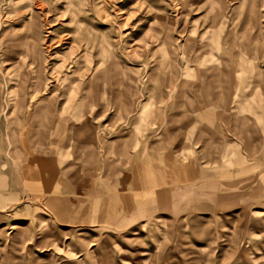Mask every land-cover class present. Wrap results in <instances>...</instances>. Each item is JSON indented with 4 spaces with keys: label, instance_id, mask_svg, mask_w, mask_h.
<instances>
[{
    "label": "rangeland",
    "instance_id": "rangeland-1",
    "mask_svg": "<svg viewBox=\"0 0 264 264\" xmlns=\"http://www.w3.org/2000/svg\"><path fill=\"white\" fill-rule=\"evenodd\" d=\"M180 44L189 82L201 57L219 69L206 105L169 95ZM31 48L60 88L16 105ZM250 80L249 106L227 105ZM0 264H264V0H0Z\"/></svg>",
    "mask_w": 264,
    "mask_h": 264
},
{
    "label": "bare ground",
    "instance_id": "bare-ground-1",
    "mask_svg": "<svg viewBox=\"0 0 264 264\" xmlns=\"http://www.w3.org/2000/svg\"><path fill=\"white\" fill-rule=\"evenodd\" d=\"M219 13H225V8L221 5L220 6V11ZM257 16L255 13H251L250 16H249V20L248 22H251L252 24H255L256 20H257ZM252 20V21H251ZM227 21V19L223 16L221 17V19H219V23H220V27H222V25L224 26V23ZM226 26V25H225ZM219 27V31H221V28ZM223 32V31H222ZM221 34V33H220ZM226 35L225 34V38L223 39L222 36L220 41L221 43L223 42H227L229 41V35H228V40L226 38ZM34 38V36H33ZM41 38V37H40ZM102 40H106L105 38H102ZM41 41V40H40ZM71 43H79V42H83L84 43V49L86 48L87 46V43L89 42V39H84V38H77V37H72L70 39ZM219 41V42H220ZM43 42V41H42ZM33 43H35V38L33 39ZM44 43V42H43ZM218 43V41H217ZM221 43H219V46H221ZM103 43H100L99 45V48H100V53H98V55L100 56V54H105V51H104V48L101 49V46L103 47L104 44L102 45ZM83 46V45H82ZM184 47L182 44L178 45L177 46V54H180L182 57H181V61L177 60L178 62V71L177 70H174L172 69L171 72L169 73L168 77H167V83H166V86L169 88V91H170V96H171V93H173V90H176V96L179 100V104L181 103L182 106L181 107H184L183 104H187V105H191L194 101H195V98L197 99H200L202 98L201 102L203 104H208V102L205 101L204 99V94L206 92H208L210 89H207L205 88V81L207 78L209 77H216V74L219 72V69L217 67H212L210 68L204 61L203 57H201V64H200V68L198 69V72H197V78L196 79H193V83L192 82H189L188 80V77L190 76V68H189V60H190V56L187 57L186 56V53L184 51ZM74 50V48H73ZM31 52H32V55H31V59H29L28 63H30L31 65H33V67L31 68V75H28V73H26L25 71L22 72L23 73V82L21 83V92L20 93H17V97H16V100L14 102V104L16 105H19L23 102L24 98L25 97H29L30 99H33L34 97H36L38 95V93L42 92V93H45L48 91L51 92V91H54L55 89L57 88H60V85L59 83L53 81L51 85H49V83L47 82V80L49 79L48 77H45V71H44V68L42 67L41 65V62H40V54H39V51H35L31 48ZM74 52V51H73ZM88 51H84L85 54H87ZM73 55V54H72ZM91 57H90V60L92 62H95V58H94V55L93 53L89 54ZM172 57V54H169V57ZM176 58V56H175ZM185 59V63L186 65H183L182 64V60ZM99 63H104V59H102L100 57V59H98ZM243 65L242 63L240 64V66L233 72V77L234 78L236 75H238V77L234 80H236V84H237V89L238 91H240V87H241V83L239 81V78H240V73L241 71H243ZM249 69H251L252 71L255 72L256 75H260V68L258 66H253V67H249ZM53 71L56 72V69L53 68ZM240 71V72H239ZM109 72L108 70V67L106 66L104 68V73H101L99 75V79L102 80V85H101V89H102V93H104L106 90H105V86H106V83H105V78L104 76L107 75V73ZM57 73H58V70H57ZM20 74V73H19ZM27 75V76H26ZM255 75V76H256ZM252 77V76H251ZM257 77V76H256ZM104 78V79H103ZM205 78V80H204ZM232 78L230 79V82L232 81ZM29 80L31 82V87L32 88H29L30 87V84H29ZM90 80H88L87 83H89ZM93 83V82H91ZM91 83H89L88 85L85 86V89L89 90V86L91 85ZM232 83V82H231ZM235 83V82H234ZM254 87L255 85L253 84L252 80L250 81H246L244 83H242V92L245 93V96L244 98L241 100V99H231L230 101L226 102L227 105L229 106H238V105H241V107L243 106V108L245 106H249L250 104V96L253 95L254 93ZM100 88V87H99ZM107 89V87H106ZM189 89H192V91L194 92L193 95H190L189 94ZM207 90L205 93H204V90ZM69 90L71 93L75 94V93H78L80 92L78 88H75L73 85H67L66 86V91ZM108 90V89H107ZM172 91V92H171ZM68 92V91H67ZM66 92V93H67ZM107 92V91H106ZM102 95V94H101ZM106 95V94H104ZM262 95V94H261ZM174 96V94H173ZM261 97V96H260ZM170 98V97H169ZM176 98V97H175ZM176 98V99H177ZM48 103L45 104V106H42L41 104V101L37 102V106H38V109H42L44 110V112H42V114H46V116L44 117L45 119L47 118V116H49V112L50 111V108L51 106L53 107V105H50L51 102L53 101H56L57 103V99L56 98H51V96H49L48 98ZM182 99V100H180ZM97 100V99H96ZM163 99H159V101H162ZM255 100V99H254ZM253 100V101H254ZM81 101L78 105L81 107V105L83 104L84 105V97H82ZM105 101V100H103ZM158 101V100H157ZM93 102L95 103V101L93 100ZM97 103V102H96ZM149 100L145 103V104H142V107H143V110L146 108V106L149 105ZM168 103V102H167ZM13 104V105H14ZM98 104V103H97ZM104 104V103H103ZM180 104V105H181ZM168 105V104H167ZM253 105V104H252ZM22 106V105H21ZM64 106H69L67 105L66 103H64L62 105V107ZM152 106V105H151ZM159 106V105H158ZM255 106V105H254ZM253 107V106H252ZM185 108V107H184ZM237 108V107H236ZM249 108V107H248ZM254 108V107H253ZM157 109V108H156ZM158 110V109H157ZM154 111V109H153ZM243 111V110H242ZM48 112V113H47ZM156 112V111H155ZM158 113V112H157ZM153 116H156V115H153ZM42 117V116H41ZM21 118L18 116L16 118V120H20ZM153 119V118H152ZM47 120H49L48 118L46 119L45 122H47ZM42 122H44L43 120H41ZM153 122V121H152ZM26 134V132H25ZM27 136V134H26ZM25 136V137H26ZM29 136V135H28ZM28 136L26 137L28 139ZM24 137V136H23ZM24 137V138H25ZM12 139H13V142L16 143L18 142V139L19 137L16 135L15 132H12ZM23 140V138H22ZM30 140V139H28ZM24 141V140H23ZM26 142V141H25ZM66 142V141H64ZM28 143H30L28 141ZM69 143V141H68ZM68 143H65L68 145ZM24 144V143H23ZM27 145V143H26ZM24 146V147H27V146ZM22 146V145H21ZM29 147V146H28ZM35 148L36 150V153L37 155L40 154L39 156V159H40V165H41V168L40 170L38 171V174L42 175V174H46L47 173L49 174V179L52 180L51 177H56V175L59 173V170H60V167L61 166H58L56 167L55 166V163L52 159H50V157L54 156L52 155L54 150L56 149H51L47 146H42L41 143L39 142L38 144L35 142L34 143V146H32ZM64 147V146H63ZM67 148V146H65ZM33 149V148H32ZM65 150V148H64ZM68 150V149H66ZM119 150V149H118ZM41 152H44L45 153V156L47 157H43L41 155ZM59 152V151H58ZM66 152V151H65ZM122 152V151H121ZM35 153V152H34ZM108 153V152H107ZM28 154V153H27ZM26 154V155H27ZM58 154V153H57ZM64 154V153H62ZM61 154V155H62ZM29 155V154H28ZM108 155V154H107ZM11 156L13 158H20L22 156V148L18 145L15 144V146L13 147L12 151H11ZM28 157V156H27ZM62 157V156H61ZM56 158V157H55ZM115 158V157H114ZM108 159V158H107ZM125 158H123L122 160H124ZM22 162V161H21ZM22 164V163H21ZM108 164V163H107ZM111 165V164H110ZM25 166V164L23 165ZM157 167V165H156ZM90 168V167H89ZM20 169V168H19ZM156 169V168H155ZM88 169H86L87 171ZM77 171V170H76ZM161 171V170H160ZM62 172V171H61ZM81 173V172H79ZM84 173V172H83ZM82 173V174H83ZM86 173V172H85ZM89 173V172H87ZM158 173V172H157ZM161 173V172H160ZM92 174V173H91ZM26 175V174H25ZM93 175V174H92ZM157 175V174H156ZM160 175V174H159ZM64 176V175H63ZM16 177V176H15ZM43 177V176H42ZM41 177V178H42ZM81 177V176H80ZM92 177V176H91ZM68 178V177H67ZM70 179V177H69ZM82 180V179H81ZM55 182V181H53ZM43 183V182H42ZM73 183V182H72ZM31 184V183H30ZM38 184V183H37ZM44 184V183H43ZM42 185V184H41ZM47 185V184H46ZM34 186V185H33ZM38 186V185H37ZM36 186V187H37ZM43 186V185H42ZM45 186V185H44ZM35 187V188H36ZM41 188V187H40ZM39 189V188H38ZM47 189V187H46ZM48 191V190H47ZM26 192V191H25ZM38 192V191H37ZM36 193V192H35ZM42 193V192H41ZM40 193V195H41ZM36 195V194H35ZM43 198V197H42ZM54 201H58L57 199H54L52 197H49V200L48 202L49 203H53ZM58 209H61V207L59 206Z\"/></svg>",
    "mask_w": 264,
    "mask_h": 264
}]
</instances>
